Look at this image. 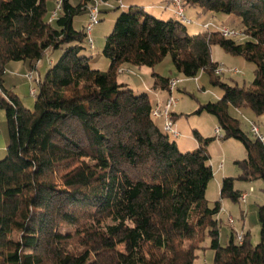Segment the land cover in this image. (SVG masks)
I'll list each match as a JSON object with an SVG mask.
<instances>
[{
	"label": "trees",
	"instance_id": "1",
	"mask_svg": "<svg viewBox=\"0 0 264 264\" xmlns=\"http://www.w3.org/2000/svg\"><path fill=\"white\" fill-rule=\"evenodd\" d=\"M48 1L0 0V88L7 95L0 94V105L8 124L0 160V264H197L204 248L213 250V264H264V206L257 244L249 232L241 244L234 232L226 245L220 241L221 200L210 205L206 198L214 176L206 146L214 138L197 133L198 149L181 151L153 117L149 93L118 80L125 64L155 68L167 56L188 78L207 71L224 92L198 112L216 115L220 138L243 143L247 157L237 161L238 178L264 181V142L230 113L231 107L264 113V0H186L202 14L238 15L241 39L210 29L190 34L176 17L131 6L106 36L107 71L91 66L87 29L74 25L93 0H61L54 19ZM215 44L255 64L249 85L215 74ZM56 49L62 55L40 79L31 110L5 88L7 64L29 61L37 70ZM153 77L155 87L169 89L172 77ZM235 180L223 179L221 198L239 201Z\"/></svg>",
	"mask_w": 264,
	"mask_h": 264
},
{
	"label": "rangeland",
	"instance_id": "2",
	"mask_svg": "<svg viewBox=\"0 0 264 264\" xmlns=\"http://www.w3.org/2000/svg\"><path fill=\"white\" fill-rule=\"evenodd\" d=\"M79 0H72L74 4H77ZM128 0L110 2H103L101 0H93L89 3L88 8L82 11L74 20V25L77 29H83L90 24V7L98 3L100 10L99 19L97 22L92 23L90 37L94 42V47L87 48V55L90 57L91 66L94 69L101 71H107L110 67V59L103 53L104 45L106 42V36H108L114 29L116 19L123 11H129L131 6L143 7L148 13H152V9L146 6V3L150 0H133L136 4H128ZM154 1V0H151ZM185 2V14L191 22L186 24L188 32L190 34H198L205 30L203 22L206 19H211L210 30L216 31L223 27L229 29L236 28L241 19L236 14H224L209 12L208 14L200 13V8L194 7L192 4ZM124 3L125 6H122ZM131 3V2H130ZM167 9V13L171 17L174 15V6L171 0L161 1ZM155 6H159L158 3ZM199 9V11L197 10ZM58 9V0L48 1L49 17L52 18L55 10ZM159 17V16H158ZM170 17L164 16V19ZM243 36L239 35L234 38L241 39ZM211 54L214 61L219 63L225 71L219 77L223 82L235 85H249L254 78L255 64L248 62L242 56L232 55L228 53L223 47L218 44L212 45ZM62 55V50H50L45 58L40 62L37 70L30 68L29 61H11L8 67H6V73L4 74V86L10 93L17 94L23 104L33 110L35 107L36 96L31 94V89L37 87L38 83L29 79L28 75L32 72L35 78H44L48 68L53 65L54 61H57ZM238 69L239 73L231 74L229 69ZM129 65H123L119 68L118 80L129 82L132 86L137 88L136 91H143L145 87V81H151V67L145 66L143 70L147 73L138 74L136 70ZM155 70L161 73L165 77H177L182 79L176 89L173 91V98L176 99L177 104L171 108V112H176L174 121V129H176L180 136L175 138L173 135H169L171 140H175L181 151H194L199 147L197 133L204 138H214L206 146V149L210 155V164L213 167L214 176L210 180L206 192V198L210 205H214L217 200H221V212L219 218V230L220 241L222 245H226L229 242L230 234L232 232L237 236L238 234L250 233V239L254 244L260 241V224H259V211L260 206H264V181L263 180H242L238 176L242 173V168L237 163L238 160H243L247 157L246 149L240 140L234 138L222 139L217 137L215 129L218 124L216 115L208 112H198L200 107L208 102H216L221 98L224 90L221 86L214 84L211 81L210 74L203 70L200 71L196 78H188L185 75L179 73L175 68L170 56H167L161 63H159ZM136 79L139 77L140 83L136 80L132 82L129 78ZM137 76V77H136ZM140 89V90H139ZM146 89L151 90L150 86ZM161 89V88H160ZM1 95L7 97L6 93L2 92ZM153 97V92H152ZM170 90L163 91V98L166 99L164 103H158L157 106L161 112L165 110L167 99L170 97ZM154 109V108H153ZM232 116L240 120L241 127L252 138L256 136L251 132L252 123H256L260 127L261 133L264 135V113L257 115L254 111L248 108H242L238 110L235 107L230 108ZM158 123L161 126V121ZM222 135L224 130L222 129ZM216 137V138H215ZM4 140V141H3ZM8 124L7 117L4 109L0 105V160L4 159L7 155L8 146ZM4 144L5 147L1 148ZM225 177H235V188L243 193H248L246 202L234 201L229 197L221 198L220 184ZM232 217L234 223H230L229 219ZM210 238L205 239L204 245L208 246ZM197 264H213V250L209 248L199 249Z\"/></svg>",
	"mask_w": 264,
	"mask_h": 264
},
{
	"label": "built area",
	"instance_id": "3",
	"mask_svg": "<svg viewBox=\"0 0 264 264\" xmlns=\"http://www.w3.org/2000/svg\"><path fill=\"white\" fill-rule=\"evenodd\" d=\"M173 6H174V15L177 19H179L181 22L188 24L191 22V19H189L187 17V15L185 14V4L183 0H171ZM61 10V0H58V9L55 10V12L52 15L51 19H54L55 17L58 16L59 12ZM99 13L100 10L98 8V3H96L94 6L90 7V24L86 27L87 32L89 34V44L90 46L93 48L94 47V42L92 40V38L90 37V32H91V28H92V23H95L98 21L99 19ZM203 27L205 29H210V23L207 24H203ZM222 35L226 36V37H236L239 35H243L242 34V30L240 28H234V29H229L227 27H223L220 29ZM226 70H224L222 67L218 66V68L215 71L216 75H222L223 73H225ZM231 74H237L239 73L238 69H229L228 70ZM29 79H31L32 81H36L39 84V81L41 78H35L33 73L31 72L28 75ZM182 81V79H179L177 77H172L169 81V90H170V97L167 99L166 102V106H165V110H163L162 112L160 110H158V108L154 107L153 109V117L156 120L159 119H163V130L168 133L173 135L175 138L179 137L180 134L179 132L174 129V121L172 118V112H171V108L173 106H176L177 101L176 99L173 98V91L176 89V87L178 86V84ZM37 84V85H38ZM38 91V86L37 87H33L31 89V94H33L34 96H36V93ZM251 132L256 136L257 139H259L260 141L264 142V135L261 133L260 131V127L259 125H257L256 123H252L251 125ZM215 133L218 137H222L223 135L222 133V128L220 126H217L215 129ZM248 198V193H243L240 198L239 201L242 202H246ZM230 223H234V219L232 217H230L229 219ZM237 242L238 243H243L244 241V236L243 234H238L237 237Z\"/></svg>",
	"mask_w": 264,
	"mask_h": 264
},
{
	"label": "crops",
	"instance_id": "4",
	"mask_svg": "<svg viewBox=\"0 0 264 264\" xmlns=\"http://www.w3.org/2000/svg\"><path fill=\"white\" fill-rule=\"evenodd\" d=\"M161 1H163V0H154V1H148V3H146V6H148V8L149 9H152V13L153 14H155L156 16H159V17H161V18H164V16H168V17H170V18H173V17H171L170 16V14L169 13H167L169 10L167 9V7L164 5V4H162L161 3ZM131 2V3H130ZM127 3L128 4H136V2H133V0H128L127 1ZM158 3V5L159 6H155L156 4ZM122 5L123 6H125L124 5V3H122ZM195 7V6H194ZM197 10L199 11V9L197 8ZM200 13H201V10H200ZM203 14H205V13H203ZM206 14H208V13H206ZM206 19L207 20H205L204 22H203V24H207V23H210V22H212L211 21V19H208L207 17H206ZM236 28H239L238 26L236 27ZM214 60V59H213ZM217 62V61H216ZM40 64V63H39ZM39 64H38V67H39ZM8 65H9V63L7 64V67H8ZM129 67H132V68H134L135 70H136V72L138 73V74H147L144 70H143V67H145V66H143V67H135V66H132V65H129ZM31 68V67H30ZM134 70V71H135ZM151 81H145V84L147 85V87L148 86H150V88H151V90H148V89H146V85H145V87H144V89H143V91H146V92H148L149 93V95H150V98H151V101L153 102V104H154V106H157V104L159 103H164V101L166 100V99H164L163 98V96H162V94H163V89H160L159 87H155L154 86V83H155V78L153 77V73L154 72H158V71H156L155 70V68H151ZM159 73V72H158ZM159 74H161V73H159ZM162 75V74H161ZM137 77V76H136ZM41 78V77H40ZM129 80H131L132 82H134L135 80H136V82L137 83H140L141 82V80L139 79V77H137L136 79H134L133 77H131L130 76V78H129ZM120 82H122V83H127L130 87H132L133 89H135V90H138L137 88H135L134 86H132L129 82H124V81H120ZM1 88H0V93H1ZM140 90V89H139ZM2 92H4L5 93V91L3 90ZM152 92H153V97H152ZM174 113V115L176 116L177 114H176V112L174 111V112H172V114ZM175 116H174V120H175ZM173 117V116H172ZM159 121V120H158ZM157 121V122H158ZM161 121V127L163 126V120H160ZM4 141V140H3ZM8 144V143H7ZM5 147V145L4 144H2L1 145V148H4ZM220 188H221V184H220Z\"/></svg>",
	"mask_w": 264,
	"mask_h": 264
}]
</instances>
